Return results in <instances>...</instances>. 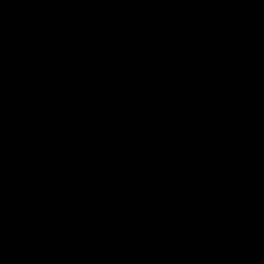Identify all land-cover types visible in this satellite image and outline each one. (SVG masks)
Returning a JSON list of instances; mask_svg holds the SVG:
<instances>
[{
    "label": "water",
    "instance_id": "95a60500",
    "mask_svg": "<svg viewBox=\"0 0 264 264\" xmlns=\"http://www.w3.org/2000/svg\"><path fill=\"white\" fill-rule=\"evenodd\" d=\"M0 264H264V0H0Z\"/></svg>",
    "mask_w": 264,
    "mask_h": 264
}]
</instances>
